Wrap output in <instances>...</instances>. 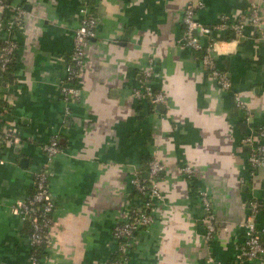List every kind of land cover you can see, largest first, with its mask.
<instances>
[{
	"label": "crops",
	"instance_id": "1",
	"mask_svg": "<svg viewBox=\"0 0 264 264\" xmlns=\"http://www.w3.org/2000/svg\"><path fill=\"white\" fill-rule=\"evenodd\" d=\"M0 19L26 12L15 33L17 58L0 80V131L14 129L18 146L5 147L0 164V264H27V222L15 209L29 197L32 172L45 163L41 145L58 135L61 151L49 164L54 202L43 264H106L115 254L113 227L131 204L132 172L155 155L164 164L162 200L154 222L141 229L128 264L236 263L249 195L264 199V167L250 173L240 139L247 130L229 92L203 70L199 52L181 46L182 10L189 0H97L95 35L85 51L79 99L71 116L59 80L78 26L79 0H5ZM196 18L210 24L222 14L264 0H202ZM4 31L0 24V38ZM206 43V42H203ZM232 88L248 103L253 122L264 125V40L250 25L237 40L224 34L213 54ZM153 59L152 85L165 102L150 105L132 96ZM194 175L187 180L181 168ZM207 191L217 225L204 240L196 190ZM264 225V212L258 215Z\"/></svg>",
	"mask_w": 264,
	"mask_h": 264
},
{
	"label": "built area",
	"instance_id": "2",
	"mask_svg": "<svg viewBox=\"0 0 264 264\" xmlns=\"http://www.w3.org/2000/svg\"><path fill=\"white\" fill-rule=\"evenodd\" d=\"M96 1L79 0L78 26L72 36L65 74L59 80L60 96L65 103L63 110L65 119L72 114L71 104L79 99V78L85 61V51L95 35L97 25L94 11ZM5 3V0H0V11ZM203 7L204 2L202 0H189L183 7L181 19L185 28V35L181 40V46L200 53L199 61L203 70L222 91L229 92L235 107L242 114L247 130L240 139V143L245 148L246 162L251 175H253L256 170L264 167V125L253 122L248 103L232 88L227 73L218 67L213 54L217 44L223 40L224 34H230L233 39L237 40L244 35L247 25L258 31V39L264 40L259 6L255 2H251L244 11L234 16L222 14L210 24H205L196 18V11ZM12 12L10 18L0 19L4 31L3 37L0 38V80L16 61L18 43L15 33L23 26L26 14L24 8L18 5L12 7ZM149 63V66L142 71L138 84L132 88L131 93L135 99L147 101L154 106L164 103L165 96L161 91H156L152 85L153 59H150ZM8 110H10L8 105L0 104L1 113ZM20 143L21 137L14 129L9 128L0 131V164L4 163L2 152L5 147L18 146ZM41 149L46 161L32 172V192L27 199L14 205L21 219L29 225V260L27 264L44 263V256H41V252L45 250L48 243L54 211V202L49 193V164L62 149L58 135H51L41 145ZM181 171L187 180L193 178L194 172L191 166L184 165ZM163 173L164 164L155 155L146 160L143 168H137L132 172L130 183L134 201L125 218L112 229L116 251L106 264H128L130 249L136 241L137 233L141 229L151 226L155 220L153 207L156 202L162 200L159 181ZM196 193L203 210L204 240L209 243L216 233V215L207 191L203 188H197ZM246 209L247 213L241 224L243 241L235 255V262L252 263L258 260L264 262V225L258 222V215L264 212V199L252 194L249 195L246 200ZM207 260L209 264H220L216 263L209 254Z\"/></svg>",
	"mask_w": 264,
	"mask_h": 264
},
{
	"label": "trees",
	"instance_id": "3",
	"mask_svg": "<svg viewBox=\"0 0 264 264\" xmlns=\"http://www.w3.org/2000/svg\"><path fill=\"white\" fill-rule=\"evenodd\" d=\"M28 224V223H27ZM29 226V225H28ZM41 256H44V251L43 252H41Z\"/></svg>",
	"mask_w": 264,
	"mask_h": 264
}]
</instances>
